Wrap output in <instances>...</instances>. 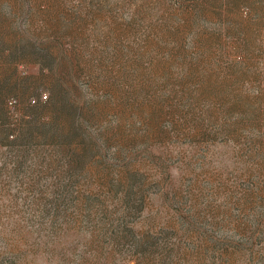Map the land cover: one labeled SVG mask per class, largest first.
Instances as JSON below:
<instances>
[{
  "label": "rangeland",
  "instance_id": "374dc122",
  "mask_svg": "<svg viewBox=\"0 0 264 264\" xmlns=\"http://www.w3.org/2000/svg\"><path fill=\"white\" fill-rule=\"evenodd\" d=\"M0 264H264V0H0Z\"/></svg>",
  "mask_w": 264,
  "mask_h": 264
},
{
  "label": "built area",
  "instance_id": "2783aa9c",
  "mask_svg": "<svg viewBox=\"0 0 264 264\" xmlns=\"http://www.w3.org/2000/svg\"><path fill=\"white\" fill-rule=\"evenodd\" d=\"M42 97H43V99H44V98H46V95H42ZM33 101H34V99H33Z\"/></svg>",
  "mask_w": 264,
  "mask_h": 264
}]
</instances>
